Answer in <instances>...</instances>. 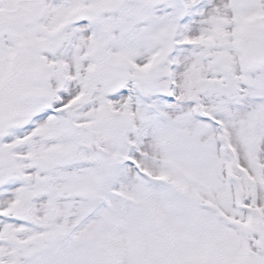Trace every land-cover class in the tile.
I'll list each match as a JSON object with an SVG mask.
<instances>
[{
	"label": "snow or ice",
	"instance_id": "6c2138e0",
	"mask_svg": "<svg viewBox=\"0 0 264 264\" xmlns=\"http://www.w3.org/2000/svg\"><path fill=\"white\" fill-rule=\"evenodd\" d=\"M0 264H264V0H0Z\"/></svg>",
	"mask_w": 264,
	"mask_h": 264
}]
</instances>
